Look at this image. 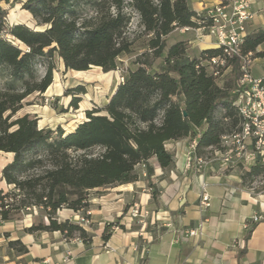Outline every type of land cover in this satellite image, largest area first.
<instances>
[{
    "label": "trees",
    "instance_id": "16d2710c",
    "mask_svg": "<svg viewBox=\"0 0 264 264\" xmlns=\"http://www.w3.org/2000/svg\"><path fill=\"white\" fill-rule=\"evenodd\" d=\"M16 3L43 28L7 26L8 11ZM133 14L142 33L149 36L147 51L135 59L134 68L127 69L103 108L86 111L85 120L69 132L60 127L37 130L25 118L13 123L17 129L11 133L0 130V151L14 154L1 171L0 180L9 187L0 190L1 222L36 207L44 216L38 215L28 232L56 231L67 238L79 233L87 243L90 237L85 239L81 226L58 222L57 209L77 211L85 207L81 205L85 192L136 181L138 164H144L150 175V159L162 169L172 167L174 159L164 146L167 141L197 138L194 153L206 158L224 150L223 137L239 131L241 118L233 105L239 59L225 58L223 67L213 66L219 73L213 76L207 63L223 57L221 49H207L197 57L188 54L183 41L166 49L165 38L174 30L198 28L202 20L187 0H0V115L17 100L48 89L54 57L70 71L91 67L115 71L118 59L131 53L126 33ZM263 44L264 28L255 29L245 38L242 53H251L254 59L264 56L258 51ZM39 60L46 61L43 76L38 75ZM77 102L75 98L71 105ZM93 148L103 151L87 157ZM70 152L81 154L74 157ZM260 177L264 162L257 157L242 173V183L250 187ZM117 226L118 222L104 226V242ZM9 246L20 254L27 251L19 241Z\"/></svg>",
    "mask_w": 264,
    "mask_h": 264
},
{
    "label": "crops",
    "instance_id": "0c3cea01",
    "mask_svg": "<svg viewBox=\"0 0 264 264\" xmlns=\"http://www.w3.org/2000/svg\"><path fill=\"white\" fill-rule=\"evenodd\" d=\"M220 1L187 0L196 13ZM251 10L256 15L248 31L264 28V0H255ZM186 32L193 33L188 43L198 48L197 56L216 48L215 39L200 37L195 30ZM164 146L174 159L172 167L162 169L150 159V175L144 164H138L136 181L94 189L107 193L89 201L94 229L87 243L62 239L56 231L28 232L38 216L35 210L0 221V264H264V185L242 183V173L250 166L224 168L216 151L198 158L187 138ZM12 159L0 155V177ZM202 183L210 195V206L204 211L198 207ZM8 189L0 180V190ZM135 209L139 215L131 217ZM253 217L258 221L253 223ZM113 222L119 226L104 242L103 228ZM251 225L254 228L245 241ZM186 230H196L198 235L185 237ZM14 241L27 251L17 253L9 246Z\"/></svg>",
    "mask_w": 264,
    "mask_h": 264
},
{
    "label": "rangeland",
    "instance_id": "374dc122",
    "mask_svg": "<svg viewBox=\"0 0 264 264\" xmlns=\"http://www.w3.org/2000/svg\"><path fill=\"white\" fill-rule=\"evenodd\" d=\"M128 1V0H125ZM264 18V13L262 14ZM7 26L14 24H22L29 28L40 30L43 27L37 26L32 16L25 10L21 9V5L16 3L8 11L6 18ZM35 26H37L35 28ZM181 29L174 30L170 35L165 38L166 49L176 42L183 41L187 45V52L192 56L198 55V48L191 47L188 43V39L193 36L191 32H181ZM126 36L132 42L131 53L128 55H122L118 59V68L115 71L108 73L102 72L100 68L91 67L87 71L75 72L66 70L61 60L57 57L52 59L55 69L53 70L52 84L48 87L44 93H33L17 100L16 103L10 104L8 109L3 111L0 115V130L6 128L8 133H11L17 129L16 125H13L19 119L31 120L35 123L37 130H55L60 127L65 132L71 131L76 125L85 120V113L91 109H101L108 102V99L113 94L115 88L121 83V77H123L127 69L134 68V61L142 53L146 52V45L149 36L142 33V29L138 26V17L133 14L132 20L127 29ZM7 39H10L7 37ZM14 44H17L14 40ZM259 52L264 51V44L258 48ZM262 58L260 56L253 62L252 75H262ZM46 61L39 60L37 63V71L39 76H43L46 70ZM154 65L158 61H153ZM227 75V74H226ZM221 83V82H220ZM80 89L77 92V90ZM78 98L76 106H72V101ZM33 115L34 119H30ZM103 149L93 148L90 151V156L95 157L101 153ZM10 155L14 157L12 152L0 151V155ZM74 157L81 153L70 152ZM43 159V157H41ZM44 160V159H43ZM264 185V177L258 178L252 185L257 187ZM101 189V188H100ZM103 189V188H102ZM109 189V188H108ZM107 192L105 190H89L87 193L82 194L83 202L81 205L85 207L80 208L77 211L69 209L67 207H61L56 210L55 217L58 222L68 221L69 223L79 225L83 228L87 237H91L90 232L92 224L90 223V209L89 201L92 198L104 196ZM35 210L39 216H44L40 213V209L32 207L31 211ZM37 216L36 220L39 218ZM87 216V217H86ZM88 220V223L81 222V219ZM44 222L48 221L43 217ZM62 239H71L64 237L61 234ZM72 238L80 239V234L75 233Z\"/></svg>",
    "mask_w": 264,
    "mask_h": 264
},
{
    "label": "built area",
    "instance_id": "2783aa9c",
    "mask_svg": "<svg viewBox=\"0 0 264 264\" xmlns=\"http://www.w3.org/2000/svg\"><path fill=\"white\" fill-rule=\"evenodd\" d=\"M255 0H222L206 8L198 22V28H182L183 32L195 30L200 37L215 39L216 48L222 50L223 57L211 58L208 65L213 76H218V71L213 66L223 67L225 58L237 57L239 59L240 78L236 82L233 103L241 118L238 132L222 138L223 151H216L215 155L224 168L238 165L250 166L257 157L264 162V58H262V75L253 76L252 67L256 60L251 53L243 54L242 45L250 33L248 26L256 13L251 10ZM123 77H121V82ZM197 138L189 142V148L194 150ZM200 161V160H199ZM198 207L204 211L210 206V195L206 183L201 184ZM138 211L131 212V217H137ZM258 221L257 217L252 222ZM81 222L88 223L82 218ZM82 226V225H81ZM185 237L198 235L196 230H186Z\"/></svg>",
    "mask_w": 264,
    "mask_h": 264
}]
</instances>
